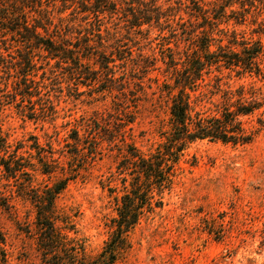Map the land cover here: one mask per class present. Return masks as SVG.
Wrapping results in <instances>:
<instances>
[{
  "label": "rangeland",
  "instance_id": "1",
  "mask_svg": "<svg viewBox=\"0 0 264 264\" xmlns=\"http://www.w3.org/2000/svg\"><path fill=\"white\" fill-rule=\"evenodd\" d=\"M113 1L116 10L99 15L98 21L71 19L69 24L73 28L69 31L72 33L67 36L74 40L75 31L79 30L80 35L91 38L96 48L110 54L115 74L124 73L129 80L125 94L114 90L99 96L96 88L106 83L94 81L87 86L88 81L83 78L75 85L76 80L60 71H56L59 77L55 79L49 66H45L37 69L34 76L42 86L41 93L47 92L52 106L51 111L47 109L42 114L40 101L35 96L30 102L26 99L20 102L18 96L11 98L12 86L20 80L21 55L16 50L22 47L15 35L0 34V132L11 148L21 142L18 152L25 157L34 154L28 147L35 140L45 148L50 145L53 156L65 169L77 168V175L67 182L55 203L74 227L70 236L82 243L90 258L109 240L112 219L116 217L115 196L122 192L121 180L125 175L117 168L124 149L120 138L148 152L158 143L157 128L167 118L166 106L158 98L157 82L165 77L162 49L174 37L167 27L130 25L131 14L141 16L147 0ZM63 4L62 0L42 1L38 7L52 17L50 31L54 25L64 29L68 24V20H58L71 10L70 7L60 13ZM67 4L90 5L88 0H70ZM260 18L264 19V11ZM251 19L249 16L246 23H230L228 27L238 36L260 38L264 43V34L253 31L257 26L251 24ZM94 24L99 25L100 35L95 34ZM182 47L180 42L179 49ZM35 58L37 64L43 62L40 56ZM88 62L94 65L92 59ZM260 67L264 70V54L260 57ZM154 77L157 82L152 80ZM139 80H142V89L137 85ZM241 81L253 82L264 92V79L259 77L228 80L231 84ZM216 98L213 95L204 99L201 104L204 106L200 107L212 108ZM113 100L120 101L119 107ZM121 100H126L128 107L122 109ZM30 107H34L38 116L25 115ZM255 117L248 120L255 122ZM261 117L264 118V106ZM123 123L126 125L121 127L123 136L120 137L118 124ZM74 131L81 141L74 140ZM91 135L99 144L97 151L90 154L83 140ZM32 174L34 183L41 188L60 176L57 172L47 175L38 170ZM109 187L116 190L109 192ZM161 196L160 207L142 217L127 233L128 246L119 252L113 264H264V130L245 145L208 141L190 144L171 186ZM35 234L33 205L18 195L16 184L12 179H5L0 166V236L4 239L6 264H42Z\"/></svg>",
  "mask_w": 264,
  "mask_h": 264
},
{
  "label": "trees",
  "instance_id": "2",
  "mask_svg": "<svg viewBox=\"0 0 264 264\" xmlns=\"http://www.w3.org/2000/svg\"><path fill=\"white\" fill-rule=\"evenodd\" d=\"M42 1L56 0H0V34L9 32L15 35L22 47L16 50L21 55L18 60L20 80L12 86L11 98L18 96L20 102L25 99L30 102V98L35 96L40 101L42 114L47 109L51 111L47 92L41 93L40 82L34 80L35 71L45 66H49L48 70L55 79L59 77L56 71H60L69 79L76 80L75 85L83 78L88 81L87 86L94 81L106 83L100 89L96 88L99 96L104 97L114 90L125 94L129 80L124 73L115 74L112 56L96 48L90 42L91 38L80 35L79 30L75 31L74 40L67 36L73 28L69 21L76 18L85 22L98 21L99 15L116 10L115 2L88 0L90 5L86 7L84 4L71 6L67 4L70 0H62L64 4L60 13H65L70 7L71 10L67 15L59 16L58 20H68V24L64 29L54 25L50 31L48 26L53 24L52 17L47 10L43 12L38 8ZM263 11L264 0H147L141 16L131 14V26L153 24L167 27L174 37L170 40L172 46L167 40L162 49L165 77L160 83L156 77L152 78L157 82L158 98H162L160 101L166 106L167 118L157 128L158 143L148 152L141 151L132 142H125L124 137L120 138L124 149L117 168L125 174L121 180L122 192L115 196L118 205L116 217L112 219L110 238L94 258L88 257L82 243L70 236V232L75 231L74 227L55 203L67 182L77 175V168L70 166L65 169L53 156L50 145L45 148L35 140L28 147L34 150V154L29 153L25 157L18 152L22 143L17 142L11 148L12 145L0 132L1 170L5 179H12L16 184L18 195L29 200L35 209V241L42 264H113L119 252L128 246L127 233L142 217L160 207L161 194L171 186L178 164L190 144L208 141L245 145L264 130L262 89L253 82H228L233 77L264 79V70L260 67L264 43L260 38L238 36L234 29L228 27L230 23L242 25L250 16L251 24L257 26L253 31L264 34V19L260 18ZM94 27L95 34L100 35L97 33L99 25L94 24ZM180 42H183L182 49H179ZM40 51L43 54H36ZM39 56L43 62L37 64L35 57ZM90 59L96 66L89 65ZM224 78L227 81L223 82ZM137 85L142 89V80ZM213 95L217 98L212 108L200 107L204 99ZM113 102L119 107L120 101ZM121 103L122 109L128 107L126 100H121ZM36 114L38 116L34 107H30L25 115L34 118ZM255 115V122H250L252 120L248 119ZM118 125L121 137V127L126 124ZM74 135L75 141H81L78 132L74 131ZM83 141L90 154L97 151L99 142L93 135ZM35 170L47 175L57 172L60 176L41 188L34 183L32 172ZM115 190L116 187H109V192ZM3 243L0 236V264H6Z\"/></svg>",
  "mask_w": 264,
  "mask_h": 264
}]
</instances>
